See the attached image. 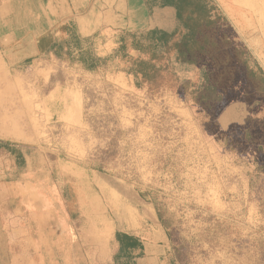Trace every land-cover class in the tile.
Masks as SVG:
<instances>
[{
    "label": "rangeland",
    "instance_id": "obj_1",
    "mask_svg": "<svg viewBox=\"0 0 264 264\" xmlns=\"http://www.w3.org/2000/svg\"><path fill=\"white\" fill-rule=\"evenodd\" d=\"M215 1L249 66L264 73V0ZM121 32L77 43L109 59L96 74L79 54L19 66L0 48V144L20 145L25 159L0 148V264H113L117 232L163 240L169 251L149 262L167 264L172 249L158 212L175 214L171 232L189 264H264L262 186L251 182V200L250 183L238 190L242 171L227 157L215 164L219 130L170 80L136 88L114 57ZM71 47L79 50L74 40ZM169 57L181 82L201 85L203 71ZM243 72L232 90L246 100Z\"/></svg>",
    "mask_w": 264,
    "mask_h": 264
},
{
    "label": "trees",
    "instance_id": "obj_2",
    "mask_svg": "<svg viewBox=\"0 0 264 264\" xmlns=\"http://www.w3.org/2000/svg\"><path fill=\"white\" fill-rule=\"evenodd\" d=\"M145 1L150 12L156 7H174L178 25L173 32L159 29L121 32L120 46L114 57L127 65L125 72L135 79L136 88L147 86L157 90L170 80L173 84L171 86L180 89L186 97L202 106L207 114L213 115L232 97L233 80L241 69L246 78L247 93L253 97L256 88V92L264 97L262 69L257 64L255 69L249 66L248 53L231 40L232 35L224 28L225 20L213 0ZM79 42L78 38L74 39L77 49ZM228 50L234 51L240 63L238 68L228 64ZM172 53L182 65L201 66L207 62H204V59L210 62L212 68L204 73L200 86L191 81L181 82L176 77L169 57ZM58 55L62 56L60 53ZM64 55L70 57L72 53L68 51ZM108 60L96 57L91 49L82 51L76 58V61L82 63L86 71L92 74L99 73ZM228 65L229 67H224ZM248 125L232 136L218 135L217 141L227 153L237 158L238 165H247L250 189L251 182L257 181L264 193V142H259L253 136L252 129L256 125ZM0 148L17 161H25L20 145L0 144ZM251 167L254 169L253 173L250 171ZM250 192L252 196L254 190L251 189ZM142 196L145 198V194ZM174 217L175 214L158 212V218L172 249L167 257V264H189L180 241L171 232ZM161 241L165 243L163 240L152 243L149 237L137 233L117 232V250L113 256V264H150L149 259L152 258L153 252H156V259L160 261L169 251L167 244H162Z\"/></svg>",
    "mask_w": 264,
    "mask_h": 264
},
{
    "label": "crops",
    "instance_id": "obj_3",
    "mask_svg": "<svg viewBox=\"0 0 264 264\" xmlns=\"http://www.w3.org/2000/svg\"><path fill=\"white\" fill-rule=\"evenodd\" d=\"M213 2L221 11L217 2L215 0ZM177 25V11L174 7H156L150 12L145 0H0V48L12 65L19 66L30 57L54 59L58 58V53L64 56L68 51L72 55L86 51L87 48L72 49L71 42L76 38L83 42L95 41L101 36L104 40H109V32L112 29L120 32H143L152 29L173 32ZM230 37L233 41L237 40L236 36ZM247 53L251 56L249 52ZM228 56L230 60L228 64L238 68L240 63L234 51L228 50ZM205 61L206 64L195 66L204 73L212 68L210 62L207 59H204ZM73 67L78 68V72L84 71L82 66ZM260 67L262 68L261 65ZM86 74L88 75V72ZM254 89L255 95L253 94L249 100L241 99L238 93L232 90V97L215 114L204 112L216 125L218 135L232 136L233 133L242 131L239 130L242 127L251 124L253 127L256 125L252 129L253 136L254 131H263L261 132L263 136L258 141L264 142V119L256 116V113L264 114V97L256 92V88ZM181 94L184 93L180 90ZM154 98L156 97L150 96L149 99L153 102ZM186 99L191 101L189 98ZM236 99H240L243 105L248 107L249 115L235 111V107L239 106L235 104ZM151 107L153 108V105ZM256 109L260 112H252ZM173 119L179 120L175 115ZM217 137L214 141L215 153H218L214 157L215 164H221L224 157L229 158L235 170L243 172L241 174L237 171V177H241L238 180V190L246 181L249 188L250 176L247 165H238L237 158L220 146ZM250 171L253 173V167ZM249 195V199L252 200L250 190Z\"/></svg>",
    "mask_w": 264,
    "mask_h": 264
}]
</instances>
